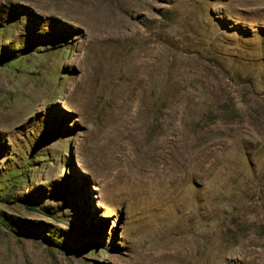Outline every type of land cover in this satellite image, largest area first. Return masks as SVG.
<instances>
[{"label":"rangeland","instance_id":"374dc122","mask_svg":"<svg viewBox=\"0 0 264 264\" xmlns=\"http://www.w3.org/2000/svg\"><path fill=\"white\" fill-rule=\"evenodd\" d=\"M0 264H264V0H0Z\"/></svg>","mask_w":264,"mask_h":264},{"label":"trees","instance_id":"16d2710c","mask_svg":"<svg viewBox=\"0 0 264 264\" xmlns=\"http://www.w3.org/2000/svg\"><path fill=\"white\" fill-rule=\"evenodd\" d=\"M45 36H46V35H45ZM37 37H38V36H37ZM42 37H43V36H42ZM40 44H41V43H40ZM70 180L74 181V178H70ZM66 186H67V185H66ZM84 208H86V210L89 209V208H88V200H87V199L84 201ZM226 210H231L232 212L234 211V209H231L230 207H227Z\"/></svg>","mask_w":264,"mask_h":264}]
</instances>
